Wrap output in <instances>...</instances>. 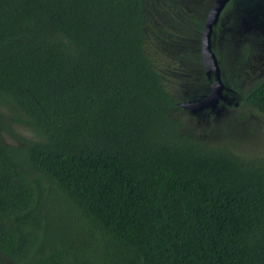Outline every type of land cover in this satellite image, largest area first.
I'll return each mask as SVG.
<instances>
[{
	"label": "trees",
	"instance_id": "16d2710c",
	"mask_svg": "<svg viewBox=\"0 0 264 264\" xmlns=\"http://www.w3.org/2000/svg\"><path fill=\"white\" fill-rule=\"evenodd\" d=\"M215 1L0 0V264H264V136L229 135L264 116V0L214 26L235 102L179 105Z\"/></svg>",
	"mask_w": 264,
	"mask_h": 264
},
{
	"label": "water",
	"instance_id": "95a60500",
	"mask_svg": "<svg viewBox=\"0 0 264 264\" xmlns=\"http://www.w3.org/2000/svg\"><path fill=\"white\" fill-rule=\"evenodd\" d=\"M229 1L230 0L215 1L208 13L201 37V54L205 74L209 79H214L210 85V92L199 100H189L181 103V107L184 110L196 117H201L211 113L220 115L223 109H225V106L231 105L232 103L231 97L227 93V88L222 79V72L218 58L213 51L212 46L214 26L218 24L221 13Z\"/></svg>",
	"mask_w": 264,
	"mask_h": 264
},
{
	"label": "rangeland",
	"instance_id": "374dc122",
	"mask_svg": "<svg viewBox=\"0 0 264 264\" xmlns=\"http://www.w3.org/2000/svg\"><path fill=\"white\" fill-rule=\"evenodd\" d=\"M247 84H249V82H247ZM242 112L245 115H243L244 118H242V122L237 123L235 128H233L232 131H229V135L235 138L249 135V132L254 131V134H257L259 136V138H257L256 140H259L261 137L264 136V116L257 111H249L248 109H244ZM224 113L222 111L220 115ZM201 131L204 133V130ZM208 131L209 130H207V132ZM212 137L215 140H218L220 136L215 134Z\"/></svg>",
	"mask_w": 264,
	"mask_h": 264
},
{
	"label": "flooded vegetation",
	"instance_id": "af4514ba",
	"mask_svg": "<svg viewBox=\"0 0 264 264\" xmlns=\"http://www.w3.org/2000/svg\"><path fill=\"white\" fill-rule=\"evenodd\" d=\"M231 1V0H230ZM229 1V2H230ZM223 11H224V9H223ZM223 11H222V13H223ZM222 13H221V16H220V19H219V22H218V24H220V25H222V23H223V19H222ZM217 24V25H218ZM245 24H246V22H245ZM259 45L260 46H263V48H264V42H262L261 41V43H259ZM214 51V50H213ZM262 51H263V55H264V49H262ZM232 57H235V55H228L227 54V58H229V60L231 61V62H236L237 61V59L236 60H234ZM225 58H226V56H225ZM261 60H264V57H262V55L259 57ZM256 71L258 72H264V71H262V69H256ZM204 72H205V69H204ZM210 81H212L213 80V78H211V79H209ZM229 92H230V90H229ZM231 97V100H232V103H231V105L235 102V99L236 98H234V97H232V96H230ZM179 105H181V104H179ZM231 105H228V106H231ZM236 105H238L237 103H236Z\"/></svg>",
	"mask_w": 264,
	"mask_h": 264
},
{
	"label": "clouds",
	"instance_id": "9594fccd",
	"mask_svg": "<svg viewBox=\"0 0 264 264\" xmlns=\"http://www.w3.org/2000/svg\"><path fill=\"white\" fill-rule=\"evenodd\" d=\"M221 68V67H220ZM222 72V71H221ZM207 76V75H206ZM214 80V79H213ZM212 80V81H213ZM212 81H211V83H212ZM226 86V85H225ZM227 88V87H226ZM227 93L229 94V89H227ZM229 96H230V94H229ZM226 105V104H225ZM226 106H228V105H226Z\"/></svg>",
	"mask_w": 264,
	"mask_h": 264
},
{
	"label": "bare ground",
	"instance_id": "6f19581e",
	"mask_svg": "<svg viewBox=\"0 0 264 264\" xmlns=\"http://www.w3.org/2000/svg\"><path fill=\"white\" fill-rule=\"evenodd\" d=\"M166 1H167V0H166ZM168 4H169V3H168ZM164 13H165V12H164ZM216 26H217V25H216ZM216 26H215V27H216ZM219 26H220V25H219ZM214 29H215V28H214ZM215 30H216V29H215ZM215 30H213V31H215ZM213 33H214V32H213ZM219 33H220V32H219ZM214 35H215V34H214ZM225 36H226V35H225ZM209 85H210V84H209ZM228 86H229V85H228ZM227 88H228V87H227Z\"/></svg>",
	"mask_w": 264,
	"mask_h": 264
}]
</instances>
